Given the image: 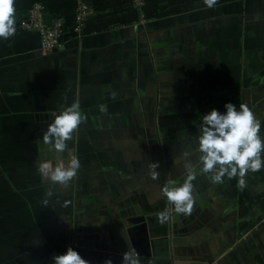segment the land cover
Masks as SVG:
<instances>
[{
    "label": "crops",
    "instance_id": "crops-1",
    "mask_svg": "<svg viewBox=\"0 0 264 264\" xmlns=\"http://www.w3.org/2000/svg\"><path fill=\"white\" fill-rule=\"evenodd\" d=\"M142 1L15 0L16 34L0 38V264H54L72 229L104 214L166 213L162 186L186 163L201 173L198 129L212 108L246 104L264 138V0ZM80 2L91 12L77 30ZM34 3L45 22H62L50 51L21 26ZM162 99L175 110L164 129ZM73 102L87 116L73 133L81 167L53 186L38 172L36 126ZM245 179L243 190L213 179L169 233L180 244L147 235V264H264V170Z\"/></svg>",
    "mask_w": 264,
    "mask_h": 264
},
{
    "label": "clouds",
    "instance_id": "clouds-1",
    "mask_svg": "<svg viewBox=\"0 0 264 264\" xmlns=\"http://www.w3.org/2000/svg\"><path fill=\"white\" fill-rule=\"evenodd\" d=\"M218 0H204V4L212 8ZM16 9L15 0H0V38L9 39L16 34ZM115 94H113V97ZM101 112H107V106L101 104ZM225 110L212 108L202 115V121L198 129V145L200 172L210 173L215 182L223 183L225 177L229 180L236 178L238 187L243 190L247 187L245 177L251 171L253 173L264 170V138L261 136V121L253 110L241 103L227 102ZM54 119L43 133V141L49 145V150L64 152L68 148V142L72 139L75 130L81 123L87 120L82 112L79 102L71 105H61L58 114L53 113ZM38 172L45 180L51 181L53 186L69 184L81 167L76 155H70L67 162L59 160L53 163L51 160L38 162ZM153 169L157 168L155 162ZM186 178L182 183L169 180L162 186V193L173 206L177 214L190 215L194 204V185L196 170L190 163L184 165ZM153 176L158 175L153 171ZM50 187L45 192L43 203L48 204L50 197L54 195ZM168 215L162 213L158 219L163 224L168 220ZM54 264H89V261L73 247L69 246L64 253L53 256ZM103 264H113L111 259H106ZM120 264H142L139 253L133 246L122 253Z\"/></svg>",
    "mask_w": 264,
    "mask_h": 264
},
{
    "label": "water",
    "instance_id": "water-1",
    "mask_svg": "<svg viewBox=\"0 0 264 264\" xmlns=\"http://www.w3.org/2000/svg\"><path fill=\"white\" fill-rule=\"evenodd\" d=\"M40 116L47 117L48 119V121L36 126L38 130L37 146L40 160H51L53 163L59 160L67 162L70 155H73V135L72 139L68 142V148L64 152L49 150V145L43 141V133L54 119V116L50 113L40 114ZM205 174L201 175L200 173L192 181L194 185V203L197 202L199 206H201L200 197L206 195L205 192L208 189V185L213 181L210 173ZM185 178L186 176H183L178 182H183ZM168 202L166 201V214L169 218L163 224L158 219L159 214H148L146 216L140 210L138 212L119 211L112 214H104L100 216V222L75 226L72 229L74 242L72 247L83 258L88 260L89 264H103V261L106 259H111L113 264H120L122 253L127 251L129 246H133L139 253L142 264H147V258L150 256L147 248H145L148 242L147 235H151L149 238L160 237L158 240L164 246L169 244V237L173 245L180 244L182 239L178 236H169L171 231L176 232L178 230L179 221H182V218H179L180 214H177L173 206ZM191 219V216H189L188 220ZM185 221L183 220V223Z\"/></svg>",
    "mask_w": 264,
    "mask_h": 264
},
{
    "label": "built area",
    "instance_id": "built-area-1",
    "mask_svg": "<svg viewBox=\"0 0 264 264\" xmlns=\"http://www.w3.org/2000/svg\"><path fill=\"white\" fill-rule=\"evenodd\" d=\"M136 7H141L142 0H133ZM91 10L86 3L80 2L76 9L75 26L76 29L81 27L82 22L90 14ZM21 26L27 30H34L39 33L40 49L50 51L55 48L60 41L62 33V22L55 19L51 23L45 22L39 3H34L29 10L28 16L21 21Z\"/></svg>",
    "mask_w": 264,
    "mask_h": 264
},
{
    "label": "rangeland",
    "instance_id": "rangeland-1",
    "mask_svg": "<svg viewBox=\"0 0 264 264\" xmlns=\"http://www.w3.org/2000/svg\"><path fill=\"white\" fill-rule=\"evenodd\" d=\"M167 94H163V97H166ZM162 97V98H163ZM170 103V99H162L161 101V104H162V121H163V129L166 128V127H170L171 125L173 126V121H171V119L173 120V118H175L174 116H170V113H169V108L171 109L172 112H174V106L173 105H169ZM177 113V112H176ZM183 119L184 117L183 116H179L177 115V119H178V122L180 121V119ZM165 154L167 155V151L165 152ZM164 171V169H163ZM163 178H164V175H163Z\"/></svg>",
    "mask_w": 264,
    "mask_h": 264
}]
</instances>
